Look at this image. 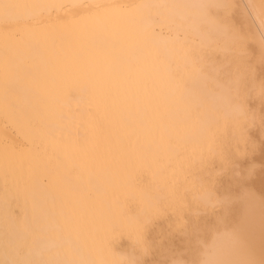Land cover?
<instances>
[{"label": "bare ground", "instance_id": "1", "mask_svg": "<svg viewBox=\"0 0 264 264\" xmlns=\"http://www.w3.org/2000/svg\"><path fill=\"white\" fill-rule=\"evenodd\" d=\"M263 107L264 0H0V264H140L162 216L201 230L167 264H264V202L215 177Z\"/></svg>", "mask_w": 264, "mask_h": 264}, {"label": "rangeland", "instance_id": "2", "mask_svg": "<svg viewBox=\"0 0 264 264\" xmlns=\"http://www.w3.org/2000/svg\"><path fill=\"white\" fill-rule=\"evenodd\" d=\"M254 129H251V133H253L254 131L253 134L255 137L256 129ZM253 140L255 141L254 148L247 146L246 150L239 158V162L242 168L239 178H241L242 180L237 177V181L234 184V181H231L229 179V177L225 174V171H220L219 174L216 173L215 177L221 178L220 183L221 185H223L222 190L229 194V200L232 197L237 196L240 188H242L240 186H243L244 188L248 187V190L251 189V191H255L254 193L259 196L258 199H262V201L264 202V137L254 138ZM232 159L233 162L238 160L236 158ZM251 159L255 162V165L257 167H253L254 169L250 170V172L247 173V181L244 175H246V172L249 171L248 169H250L248 166L250 165ZM225 207H227L228 211L222 209L221 206L214 208L212 210V214L210 216H206L205 218L207 220V223L209 225H212L214 219L213 215H220L226 223L231 222L232 225L237 224L239 217L238 204L236 203V201H229L228 204L225 205ZM190 213L192 212H189L188 214ZM167 217L169 216H162L159 219L155 218L152 225H149L147 223L141 225V227L144 228V236L146 242H149L150 246L147 247V250L145 252L139 255L140 264H167L171 260L177 258L184 260H194L196 258L198 247L200 245L198 239L199 235L201 236V230L199 233L197 232L196 234H192L193 236L187 235L188 237H186L185 232L184 234H181V231L184 227L179 224L178 228L174 227L172 231L166 230L164 232V220ZM198 217L202 218L201 221L204 222V217L201 213H198L196 216L191 217V219H196ZM158 226L162 227L159 232H157ZM112 237L114 245L117 243L120 244L122 242H124L125 246H129L130 244V240L126 236L114 235ZM187 241L188 244L186 243Z\"/></svg>", "mask_w": 264, "mask_h": 264}]
</instances>
